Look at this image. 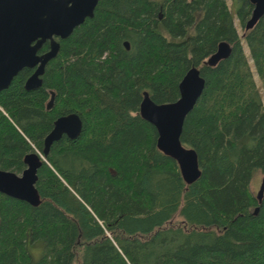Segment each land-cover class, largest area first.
Listing matches in <instances>:
<instances>
[{
	"label": "trees",
	"instance_id": "16d2710c",
	"mask_svg": "<svg viewBox=\"0 0 264 264\" xmlns=\"http://www.w3.org/2000/svg\"><path fill=\"white\" fill-rule=\"evenodd\" d=\"M230 1L234 12L226 0H99L59 40L40 88L24 89L23 69L0 92L2 171L20 175L26 155L42 156L57 118L82 120L42 161L39 206L0 194V264H264V193L258 203L250 189L264 176V15L246 31L253 6ZM220 43L229 57L207 66ZM192 68L205 87L180 136L201 171L187 185L139 106L143 93L176 102Z\"/></svg>",
	"mask_w": 264,
	"mask_h": 264
},
{
	"label": "water",
	"instance_id": "95a60500",
	"mask_svg": "<svg viewBox=\"0 0 264 264\" xmlns=\"http://www.w3.org/2000/svg\"><path fill=\"white\" fill-rule=\"evenodd\" d=\"M99 0H0V92L8 89L14 77L23 69L33 70L24 89L32 91L42 85L45 66L53 60L60 45L54 38L64 40L93 18ZM253 6L245 30L254 27L264 15V0H248ZM50 42L49 51L39 55L42 45ZM126 49L128 44L124 43ZM230 47L220 43L217 51L209 57L206 65L216 66L230 55ZM205 81L196 68L190 69L178 85L179 98L170 104H155L147 93H143L139 106L141 118L151 124L157 132V149L173 159L187 185L195 183L201 175L198 158L194 150L182 146L180 136L187 115L193 110L202 95ZM54 93L46 105L53 106ZM82 131V120L77 114L57 118L52 130L44 139L43 155L30 153L24 157L25 169L17 175L0 170V194L25 202L31 207L40 204L36 190L37 171L53 143L63 136L76 139ZM264 193V178L256 195L261 203ZM258 208L256 209V211Z\"/></svg>",
	"mask_w": 264,
	"mask_h": 264
},
{
	"label": "rangeland",
	"instance_id": "374dc122",
	"mask_svg": "<svg viewBox=\"0 0 264 264\" xmlns=\"http://www.w3.org/2000/svg\"><path fill=\"white\" fill-rule=\"evenodd\" d=\"M226 2L228 4V7H230V9L232 10L231 12H234V10L231 8V1L226 0ZM235 26H236V29L238 31V34L241 36L244 33V29L240 27L237 20H235ZM243 49H244L245 55L248 57L249 63H251V61L249 60V55H248L247 49L245 47ZM255 80H256V85H257L258 91L262 97L263 105H264L263 89L261 87V84L259 83V80L256 79V77H255ZM263 178H264L263 174H256L254 176L252 183H251V186H250L251 192L253 193L254 196L257 195ZM27 248H28V252H29L32 260L37 261L40 258L42 251H43V242L42 241H36L33 244L28 243Z\"/></svg>",
	"mask_w": 264,
	"mask_h": 264
},
{
	"label": "flooded vegetation",
	"instance_id": "af4514ba",
	"mask_svg": "<svg viewBox=\"0 0 264 264\" xmlns=\"http://www.w3.org/2000/svg\"><path fill=\"white\" fill-rule=\"evenodd\" d=\"M54 40L57 41V42L59 43V40H60V39H59V38H54ZM46 43H48V47L50 48V42H49V41H46L44 44H46ZM44 44H43V45H44ZM43 45H42V47H43ZM59 45H60V44H59ZM42 47H41V48H42ZM39 51H40V50H39ZM48 51H49V49L47 50V52H48ZM44 53H46V52H44ZM44 53H42V54H44ZM38 54L41 55L39 52H38ZM29 70H30V69H29ZM32 71H33V70H32ZM32 73H33V72H32ZM30 76H31V75H30ZM50 98H51V97H50ZM47 111H48V110H47ZM65 137H66V136H65Z\"/></svg>",
	"mask_w": 264,
	"mask_h": 264
}]
</instances>
